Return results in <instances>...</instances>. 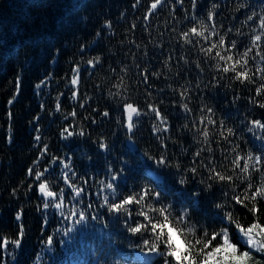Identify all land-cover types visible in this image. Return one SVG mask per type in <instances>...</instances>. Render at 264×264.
<instances>
[{
  "label": "snow or ice",
  "instance_id": "obj_1",
  "mask_svg": "<svg viewBox=\"0 0 264 264\" xmlns=\"http://www.w3.org/2000/svg\"><path fill=\"white\" fill-rule=\"evenodd\" d=\"M187 2L185 7V0H150L146 6V27L166 5H171L173 19L177 4L183 13L171 26L168 41L161 33L153 45L163 57L158 67L147 66L152 62L148 44L153 42L149 40L141 49L130 39L128 59H122L119 65L109 64L106 82L95 84L102 94L107 92L114 107L92 108L91 115H80V123L76 108L64 114L68 122L60 126L59 140L92 146L87 163H81L83 172L73 161L74 153L50 155L49 145L39 134L41 129L35 127L34 147L39 155L34 160L36 167L27 168L26 176L31 178L27 191L35 190L37 210L58 214L61 225L52 234L42 233L45 250L51 252L56 243H63L56 241L57 235L74 238L90 225L102 224L127 241L139 258L137 264H264V7L257 11L250 0H230L231 10L225 15L228 4L222 5L220 0H204L203 5L201 0ZM140 3L135 0L131 7L136 9ZM136 28L132 24L130 31L134 33ZM81 31L85 42L77 48L80 59L74 61L70 78L71 98L76 100L80 98V65L92 69L91 76L107 62L101 55L85 56L97 50L92 45L98 48L105 32L115 36L110 19H105L94 35L86 31V26ZM89 35H93L91 43L87 42ZM63 54L62 47L54 55L49 50L48 58L55 63ZM143 57H149L146 63ZM161 78L176 84L166 85L171 89L170 108L177 110L183 121L175 128V138L171 113L161 107L164 98L151 99L153 87L165 92L155 83ZM51 79L46 73L36 89L47 86ZM141 84L145 90L143 105L131 99ZM20 86L21 79L17 78V94ZM221 88L231 92L229 98L226 91L227 103L222 109L209 102L215 99L210 91ZM242 99L261 111L260 118L246 112L243 118L237 116L239 124L235 122L231 109ZM194 100L198 101L195 106ZM78 107L87 110L85 103ZM60 111L57 98L53 115ZM114 112H118L116 127L110 134L94 137L86 131L83 121H88L90 127L99 117L103 125L113 120ZM8 117L12 118L11 112ZM40 119L35 117L36 121ZM142 119L151 122V134L158 143L155 153L142 152L140 165L117 153L116 146L121 139L137 145ZM17 194L14 188L11 195ZM22 217L21 209L15 220L21 221ZM47 223L45 215V227ZM24 239V225L20 223L13 237L0 236V252L15 257ZM0 264H7L6 259ZM96 264L109 261L101 257Z\"/></svg>",
  "mask_w": 264,
  "mask_h": 264
},
{
  "label": "trees",
  "instance_id": "obj_2",
  "mask_svg": "<svg viewBox=\"0 0 264 264\" xmlns=\"http://www.w3.org/2000/svg\"><path fill=\"white\" fill-rule=\"evenodd\" d=\"M134 2L135 0H0V236L13 237L20 223L24 225L25 230L22 248L16 252L15 257H5L0 252V260L6 259L7 264H96L101 257L106 258L109 264L114 260L119 264H137L134 261L136 255L127 241L115 231L104 229L102 224L90 225L86 232L77 233L74 238H62L57 235L56 241L63 240V243H56L51 252L45 250L42 233L52 234L55 229L61 227L60 218L53 211L44 214L37 210L39 200L35 190L27 191L31 178L26 176L27 168L36 167L34 160L39 155L38 149L34 147L36 142L33 138L37 134L35 127L41 129L39 134L43 136V142L49 145L50 155L58 154L63 157L66 153L69 155L74 153L73 161L77 169L84 171L80 166L82 162L87 163L86 155L92 146L79 141L72 143L61 141L58 138V130L62 124L68 122L64 120V114L73 108L77 110V123H80V115H91L92 108L114 107L107 99V92L102 94L95 88V84L106 82L105 74L109 64L119 65L122 59H128L126 49L130 47V39L135 40L141 49L151 40L153 43L148 44V51L152 62L147 66L150 69L153 65L159 66V61L163 57L160 49H154L153 45L160 39L161 33L163 40L168 41L171 26L177 23L183 13L177 4V14L173 19L169 12L171 5H166L162 12L151 18L150 25L146 27L143 16L150 0H141L136 9L131 7ZM250 2L257 11L264 7V0ZM220 3L228 4V9L225 10L227 15L231 10L230 0H220ZM201 4H204V0H201ZM184 6L188 7L187 0ZM208 6L210 7V3ZM105 19L113 22L115 36L110 37L105 32L99 41V47L97 48L96 44L92 45L97 50L90 51L85 59L101 55L107 62L103 69L91 76L89 73L93 70L86 68L83 63L80 65V98L72 99L71 68L74 61L80 59L77 48L85 42L81 29L86 26V31L94 35ZM132 24L137 25L134 33L130 31ZM177 26L179 27L178 24ZM93 35L88 36L87 42L91 43ZM61 47L64 54L53 63L48 58V51L51 50L54 55L56 49ZM137 54L139 56V53ZM142 59L146 63L149 57ZM46 73L52 79L47 86L36 89L35 85ZM17 78L21 79L18 94L15 91ZM131 83L135 86L136 80L133 79ZM155 83L165 88V92H158L153 87L150 89L154 92L151 99L164 98L165 102L161 107L165 113H171L170 122L174 126L172 135L175 138V128L183 121L178 118L180 114L177 110L170 108L171 89L166 85L171 83L175 87L176 84L171 79L164 81L163 78ZM226 91L230 98L229 90L224 88L211 90L209 95L215 99L209 102L218 104L222 109L227 103L224 99ZM61 93L63 95H60ZM201 94L203 95V92ZM57 98L61 104V111L53 115ZM131 99L143 105L145 90L142 84L139 85L138 91L132 92ZM9 100L13 103L9 104ZM79 103H85L87 110L80 109ZM197 103L198 101L194 100L193 106ZM41 105L44 106L43 110ZM9 112L12 113L11 119L8 117ZM231 112L237 124H239L237 116L243 118L246 112L256 118L261 116V111L253 109L247 104L246 99L240 100ZM117 115L118 112H114L113 120L105 121L103 125L100 124L99 117L96 125L89 127L88 121H83V124L86 131H91L94 137L100 134L108 135L116 127ZM36 116H40L41 119L36 121ZM8 137H12L11 143L8 142ZM137 141V145L132 146L121 139L117 143L116 152L131 157L133 161H138L142 165L143 160L140 158L142 152L150 150L155 153L158 143L151 134L149 120L142 119ZM44 163L45 161H41V164ZM100 164L102 165L103 161H100ZM92 171L91 168L88 169L89 176L92 175ZM59 172L60 169L57 168L56 176H59ZM52 183L55 185L56 180L53 179ZM14 188L18 189L17 196L11 195ZM92 190L95 191V188ZM21 209L22 220L16 221L15 215ZM45 215L48 221L46 227Z\"/></svg>",
  "mask_w": 264,
  "mask_h": 264
}]
</instances>
